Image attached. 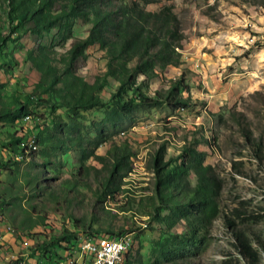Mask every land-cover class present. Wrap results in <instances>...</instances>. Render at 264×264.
I'll use <instances>...</instances> for the list:
<instances>
[{
    "label": "rangeland",
    "instance_id": "374dc122",
    "mask_svg": "<svg viewBox=\"0 0 264 264\" xmlns=\"http://www.w3.org/2000/svg\"><path fill=\"white\" fill-rule=\"evenodd\" d=\"M139 2L171 8L185 36L181 64L121 95L135 99L140 88L161 101L117 111L119 85L105 77L106 52L92 46L75 72L102 84L104 105L83 111L59 94L33 95L41 73L30 53L42 45L59 59L88 25L78 21L70 40L52 41L55 30L29 34L0 0V264H95L80 251L95 236L131 237L120 264H251L236 233L264 264V0ZM177 82L188 108L166 102ZM12 95L25 106L7 114ZM188 148L213 170L215 210L183 197L199 187L193 172L182 176L178 199L157 198L155 158L170 172Z\"/></svg>",
    "mask_w": 264,
    "mask_h": 264
},
{
    "label": "trees",
    "instance_id": "16d2710c",
    "mask_svg": "<svg viewBox=\"0 0 264 264\" xmlns=\"http://www.w3.org/2000/svg\"><path fill=\"white\" fill-rule=\"evenodd\" d=\"M46 2V5H41L33 0H6L5 12L13 21H17L18 25L27 26L29 34L36 35L55 30L56 34L51 38L52 41L59 39L65 43L70 40L78 21L88 25L89 34L76 40L64 53H60L59 59H52L49 47L42 45L33 51L34 54L30 53V62L41 73V79L34 87V96L59 94L63 106L71 107L74 104V108L83 111L103 106L100 98L102 84L98 80L90 84L75 72L77 65L88 57V49L99 45L107 56L105 77L112 78L119 85L116 93L118 101L115 103L117 111H123L135 104H153L161 101L160 92L156 94V98L151 99L145 97L140 88L135 91L137 96L135 99L124 101L121 95L127 86L133 88L139 81L144 83L148 78L156 77L157 69L164 70L181 64L180 50L183 48L185 36L171 8L152 12L146 9L147 2L141 3L139 0H46ZM57 4H61L58 5L59 10L52 11L51 6ZM1 38L2 36L0 40ZM52 52H55L54 49ZM58 85L62 87L57 88ZM180 90V83H173L164 91L167 98H173L166 102L170 106L179 103L181 105H177L178 108H188L186 102L177 98ZM6 103L7 114L22 111L25 106L20 97L13 95ZM12 106L15 110H11ZM121 152L120 155H116V167L121 164L126 151ZM182 158V163L170 172L166 169L167 164L163 156L155 158L157 198L162 202L178 199L175 190L180 189L182 176L193 172L199 180V187L196 191L182 193L183 197L191 203L199 200V203L210 210L214 209L213 170L205 165L204 153L188 148L182 153ZM90 239L95 240V237ZM235 240L239 255L251 264H257V254L250 247L247 237L236 233Z\"/></svg>",
    "mask_w": 264,
    "mask_h": 264
},
{
    "label": "bare ground",
    "instance_id": "6f19581e",
    "mask_svg": "<svg viewBox=\"0 0 264 264\" xmlns=\"http://www.w3.org/2000/svg\"><path fill=\"white\" fill-rule=\"evenodd\" d=\"M128 237L129 236H122L118 239H112L107 242H102V246H97L94 248V243H87V250H93V254L91 255L92 259L95 261V264H114V261H106L103 262L102 257L104 256V252H109L111 250V245L116 243V252L120 254L121 261L131 249V245L128 247ZM86 241H94L92 239ZM82 243V242H81Z\"/></svg>",
    "mask_w": 264,
    "mask_h": 264
},
{
    "label": "built area",
    "instance_id": "2783aa9c",
    "mask_svg": "<svg viewBox=\"0 0 264 264\" xmlns=\"http://www.w3.org/2000/svg\"><path fill=\"white\" fill-rule=\"evenodd\" d=\"M105 237L108 236H95L94 241H86V239L83 240L82 243H80V251L82 256L87 254H93V250H87V243H94V248L97 246H102V242H105ZM131 245V237H128V247ZM103 262L106 261H114V264H120L121 263V257L120 254H117L116 252V243H113L111 245V250L109 252H104V256L102 257Z\"/></svg>",
    "mask_w": 264,
    "mask_h": 264
}]
</instances>
